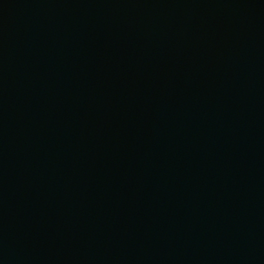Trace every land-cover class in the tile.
I'll return each instance as SVG.
<instances>
[{
    "label": "water",
    "instance_id": "1",
    "mask_svg": "<svg viewBox=\"0 0 264 264\" xmlns=\"http://www.w3.org/2000/svg\"><path fill=\"white\" fill-rule=\"evenodd\" d=\"M0 264H264V0H0Z\"/></svg>",
    "mask_w": 264,
    "mask_h": 264
}]
</instances>
